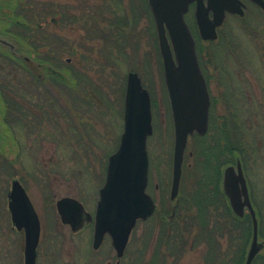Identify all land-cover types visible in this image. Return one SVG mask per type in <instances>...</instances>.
<instances>
[{
    "label": "rangeland",
    "instance_id": "obj_1",
    "mask_svg": "<svg viewBox=\"0 0 264 264\" xmlns=\"http://www.w3.org/2000/svg\"><path fill=\"white\" fill-rule=\"evenodd\" d=\"M2 1L6 8L0 7V32L6 35L0 33V78L9 93L0 97L23 107L28 125L16 120L13 130L7 126V139L0 141V264H25V236L9 210L14 181L23 185L41 220L37 264H215L206 261L209 248L204 244L179 242L180 236L172 243L169 237L174 223L180 226L179 235H187V212L197 210L201 187L219 179L223 191L224 170L236 165L221 155L227 146L242 161L261 217L259 241L264 242V11L245 0V16L228 15L215 41L201 39L194 5L185 16L210 95V121L203 141L189 138L180 191L171 199L174 125L148 0H30L39 20L32 27L39 25L43 37L60 42L56 55L44 43L36 44V51L23 41L17 45L15 38L24 30L11 22L9 0ZM9 53L23 63L17 65V78L10 75ZM40 59L50 62L40 65ZM53 69L68 81L57 82L50 74ZM130 72L139 75L151 96L147 193L156 211L137 223L119 259L109 236L94 250L93 222L77 233L62 224L56 203L75 198L94 217L109 157L124 131ZM205 215L204 209L197 214L200 224ZM193 231L199 233L197 225ZM257 257L254 264H264V249Z\"/></svg>",
    "mask_w": 264,
    "mask_h": 264
},
{
    "label": "water",
    "instance_id": "obj_2",
    "mask_svg": "<svg viewBox=\"0 0 264 264\" xmlns=\"http://www.w3.org/2000/svg\"><path fill=\"white\" fill-rule=\"evenodd\" d=\"M264 11V0H248ZM158 33L164 64L165 82L174 124V153L171 199L180 191L183 164L189 138L204 136L209 129L210 95L202 73L195 39L185 20L195 4V19L200 37L215 41L228 14L245 16L242 0H148ZM151 97L139 75L127 77L124 132L118 149L109 157L106 181L100 190L95 216L75 198L57 201L61 222L77 233L94 220L93 248L99 249L108 235L117 257L126 251L130 236L139 220H147L156 211L153 198L146 192L149 181L147 141L153 134ZM223 191L233 213L243 217L248 211L253 237L245 264H253L264 249L259 241V223L251 201L241 161L223 174ZM9 209L16 229L24 232L25 264L37 263L41 238V220L22 185L15 181Z\"/></svg>",
    "mask_w": 264,
    "mask_h": 264
},
{
    "label": "trees",
    "instance_id": "obj_3",
    "mask_svg": "<svg viewBox=\"0 0 264 264\" xmlns=\"http://www.w3.org/2000/svg\"><path fill=\"white\" fill-rule=\"evenodd\" d=\"M8 5L10 6L11 11L14 10V15H12L13 13L11 14V16H13V21L11 22L20 24L22 30H24L21 38L14 37L17 40H15L17 45L21 46L20 43H22L23 41L24 45H27L31 49H33V51H36L38 50V45L41 47L42 45L40 43H44L45 47L51 48L52 54H58L56 49L59 48L60 42H56V40L52 39V37H43L44 35L43 33H40V29H37V26L39 27V25L36 24V26H34L35 28L32 27L33 25L31 22H38L39 20L35 19V5L30 2V0H18L17 3L15 2V0H9ZM40 13H44L42 8L40 9ZM38 15L41 16L40 14ZM21 19H24V22ZM26 23H28L29 25ZM36 30L37 33H35ZM33 34L37 36L33 38ZM10 54L14 56L12 53ZM10 54L8 55L11 56ZM39 61L40 62H38V64L40 65L50 62L49 59H40ZM56 66L59 68L58 64H56ZM48 71H50V69H48ZM57 71L58 70L53 69L50 74L55 78L57 82H67V78L64 77L62 73L59 74ZM6 102L8 108H15L16 111L24 112L23 107L16 108L14 104L8 101ZM26 115L27 114L24 113L23 116L26 117ZM195 138L197 141L201 142V140L203 141L206 136H195ZM219 146L220 144L217 143L216 148H218ZM236 151L237 150H235L234 148L227 146L224 149L222 148L221 155H224L225 159L228 157L230 158V160L236 161V159L238 158ZM220 165L226 166L227 164L222 162ZM198 194V196L201 199L203 197V199L202 201H200V203L197 204V210L195 212L191 207L187 212L189 219V221H187L186 219V225L188 227L187 235H179L178 233L180 226L179 224L174 223L173 228H171L170 230L172 236L169 237V240L172 241V243L176 242L179 238L178 236H180L179 242L189 244L190 241V243L204 244L207 248H209V250H207L208 252L206 261L214 262L215 264H245L248 248L253 235V225L251 218H239L232 212L228 201L223 191L221 190L219 179L218 184H205L203 187H201ZM202 209L205 210L206 215L204 218V222L200 224L197 221L196 216ZM189 215L191 216L189 217ZM257 215L258 220H260L261 222L260 215L258 213ZM196 225L198 226L199 233H195L193 231V227ZM186 239L187 241H189L187 242ZM223 241H226L228 244L225 249L223 247ZM182 246L183 245H180V250L182 249Z\"/></svg>",
    "mask_w": 264,
    "mask_h": 264
},
{
    "label": "flooded vegetation",
    "instance_id": "obj_4",
    "mask_svg": "<svg viewBox=\"0 0 264 264\" xmlns=\"http://www.w3.org/2000/svg\"><path fill=\"white\" fill-rule=\"evenodd\" d=\"M3 2H5V1L0 0V7L2 6ZM5 4L6 3H4L3 5H5ZM5 8H6V5L2 9H5ZM2 12H3V10H2ZM0 13H1V11H0ZM1 17L2 16H0V19H1ZM0 23H1V20H0ZM0 33H2V32H0ZM1 35H6V33H2ZM14 56H12V55L9 56V58L11 59V62L9 64V66H10L9 68H10V75H12L13 78H14V76L17 78V76H18L17 65H20V63H21V66L23 67V63L21 61H19V58L17 56L16 57H14ZM0 67L3 68V66L1 64H0ZM2 83H3V80L1 81V78H0V93L2 96L4 93V96H5L6 92L9 93V91H8L9 86L8 85L7 86L2 85ZM10 97H12V96H10ZM20 104L23 106L22 103H20ZM23 115H24L23 112H19V111H16L14 109L8 108L7 102L4 100V98L0 97V141L2 139H5V140L7 139V126L10 130H13L14 129L13 123L16 120L21 119V120L25 121V123L27 124V122H26L27 120L23 117ZM3 126H6V127L4 128ZM12 127H13V129H12ZM5 135H6V137H5Z\"/></svg>",
    "mask_w": 264,
    "mask_h": 264
}]
</instances>
